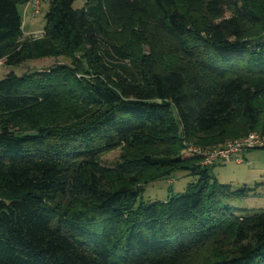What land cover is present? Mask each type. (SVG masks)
Returning <instances> with one entry per match:
<instances>
[{
	"label": "trees",
	"instance_id": "16d2710c",
	"mask_svg": "<svg viewBox=\"0 0 264 264\" xmlns=\"http://www.w3.org/2000/svg\"><path fill=\"white\" fill-rule=\"evenodd\" d=\"M30 1L0 0V60L71 63L0 80V264H264V211L235 215L228 161L187 145L264 136V0H46L20 43ZM177 171L197 179L142 199Z\"/></svg>",
	"mask_w": 264,
	"mask_h": 264
},
{
	"label": "rangeland",
	"instance_id": "374dc122",
	"mask_svg": "<svg viewBox=\"0 0 264 264\" xmlns=\"http://www.w3.org/2000/svg\"><path fill=\"white\" fill-rule=\"evenodd\" d=\"M85 0H76L75 9L83 7ZM46 0L31 1V4L20 5L22 14V35L20 43L38 39L42 35L44 14L47 11ZM228 16V14H227ZM71 60L64 56L49 57L44 59L27 60L17 66H6L5 60H0V80L9 72L16 75L31 74L51 69L57 65H70ZM254 133V132H253ZM229 140H227L228 142ZM184 143V142H182ZM187 145L197 147L194 141H187ZM121 155V149L112 150L101 157V161L113 166ZM241 161L217 162L209 168L211 182L216 181L220 185H228L234 191L246 189L245 194L222 198V203L231 208L237 216H247L264 211V149H251L245 151ZM173 180L170 183L168 180ZM197 176L189 175L182 171L175 172L170 178L148 183L142 191V199L145 201H164L170 196L181 194L188 184L194 182ZM198 255L190 258L194 263Z\"/></svg>",
	"mask_w": 264,
	"mask_h": 264
},
{
	"label": "built area",
	"instance_id": "2783aa9c",
	"mask_svg": "<svg viewBox=\"0 0 264 264\" xmlns=\"http://www.w3.org/2000/svg\"><path fill=\"white\" fill-rule=\"evenodd\" d=\"M31 1L27 5L31 4ZM258 148H264V136L258 133H249L241 139L227 142L222 148H213L206 151L201 147L189 146L188 151L201 155L204 158L202 164L211 165L218 160L240 162V156L244 151Z\"/></svg>",
	"mask_w": 264,
	"mask_h": 264
}]
</instances>
